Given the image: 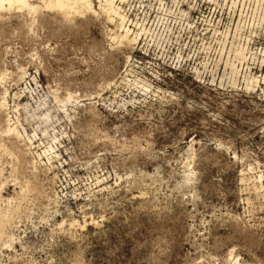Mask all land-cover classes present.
Wrapping results in <instances>:
<instances>
[{"label":"rangeland","instance_id":"obj_1","mask_svg":"<svg viewBox=\"0 0 264 264\" xmlns=\"http://www.w3.org/2000/svg\"><path fill=\"white\" fill-rule=\"evenodd\" d=\"M173 1L0 11V264H264V0Z\"/></svg>","mask_w":264,"mask_h":264},{"label":"bare ground","instance_id":"obj_2","mask_svg":"<svg viewBox=\"0 0 264 264\" xmlns=\"http://www.w3.org/2000/svg\"><path fill=\"white\" fill-rule=\"evenodd\" d=\"M34 0H0V11L8 6L9 10L13 7V6H17L18 8L20 9H27L29 12H35L37 11V9L39 7H44L45 9H48V10H54L56 11L57 13L61 14L63 17L67 18V19H73L75 17H84L86 15H89V14H96L97 13V9L95 8V4H94V0H39L38 2L41 3L42 5H39L37 3H33ZM97 3H98V9L105 15V17L111 21V22H115V18L116 17H119V20L122 24L118 25L120 26V32H115L114 35H113V40H118L120 43H131L133 42L135 39L131 38L129 36V32H130V29L126 28V27H123L124 26V22H125V17L120 13V7L118 4H116V0H95ZM122 1V0H120ZM162 1V0H161ZM178 0H174L173 3L177 2ZM180 1V0H179ZM177 2L178 4L177 5H180V2ZM186 0H184L185 2ZM231 1V0H230ZM187 2V1H186ZM233 2V1H232ZM244 2V1H243ZM168 3V2H167ZM174 3V4H175ZM183 3V2H181ZM235 1L233 2L232 5H234ZM164 4V3H163ZM97 5V4H96ZM169 5V4H168ZM163 6V5H162ZM236 6V3L235 5ZM170 8V6H168ZM175 7V6H174ZM172 7V8H174ZM189 7H191V5H189ZM163 8V7H162ZM182 8V7H181ZM160 9V8H159ZM168 9V8H167ZM178 9H179V6H178ZM184 9V8H183ZM182 9V10H183ZM190 9V8H188ZM192 9V8H191ZM164 11V9H162ZM177 10V9H176ZM181 10V9H180ZM41 11V10H40ZM168 11V10H167ZM179 11V10H178ZM188 12V10H186ZM185 11V12H186ZM244 11V10H243ZM2 12V11H1ZM166 12V11H165ZM186 12V13H187ZM241 12V11H240ZM175 13V12H174ZM173 13V14H174ZM31 14V13H30ZM98 14V13H97ZM168 14V13H167ZM170 14V13H169ZM183 14H184V11H183ZM182 14V16H183ZM189 14V13H188ZM176 15V14H175ZM186 15V14H185ZM186 17V16H185ZM117 19V18H116ZM118 20V21H119ZM239 22V21H238ZM237 25V24H235ZM116 26V25H114ZM238 26H240V24H238ZM236 27V26H235ZM244 28V27H242ZM241 27L240 28H236V29H242ZM114 29V28H113ZM231 29V28H229ZM116 30V29H115ZM234 30V29H232ZM237 30V32H239ZM243 30V29H242ZM113 32V30H111ZM111 32V33H112ZM132 32V30H131ZM235 33V31H232ZM242 32V31H241ZM224 33V34H223ZM239 35V33H237ZM136 35V34H135ZM138 35V34H137ZM238 35H237V38H238ZM222 36H224L226 39H228V36H229V31L226 30L224 32H222ZM138 37V36H137ZM223 37V38H224ZM242 37V36H241ZM136 38V37H135ZM242 39V38H240ZM238 40V39H237ZM236 40V41H237ZM241 41V40H240ZM238 42V41H237ZM118 42H116L117 44ZM235 43V42H234ZM234 43L231 42V49H229L227 51V59L225 60V67L227 66L229 68V73L228 74V80L231 79L230 81L232 82H236V76L238 75L239 73V68H238V64L236 65L235 62H239V63H242L244 62L245 60H247V49H246V46L244 45H239L238 43L236 44V46L234 45ZM132 44V43H131ZM242 44V43H241ZM224 50H225V47L223 46L221 48V54L223 55L224 53ZM220 51V48L219 50ZM221 55V56H222ZM232 56V59H230ZM246 56V57H245ZM227 68V69H228ZM23 74V73H22ZM25 74V72H24ZM18 75V74H16ZM22 76V75H21ZM227 75H225V78H226ZM3 77V76H2ZM224 77V76H223ZM22 79V77H20ZM36 78V77H35ZM35 78H33L35 80ZM3 79V78H2ZM31 79V78H30ZM223 79V78H221ZM145 82V81H144ZM244 84H245V87L246 89H255L256 87H259V80L257 79V77L255 76H249L245 78L244 80ZM148 83V82H146ZM233 84V83H232ZM238 84V83H236ZM221 85V84H220ZM142 87L144 88L145 91H149L150 90V85H146V84H143ZM26 88V87H25ZM140 88V87H139ZM138 88V89H139ZM161 90V89H160ZM159 90V91H160ZM143 91V90H142ZM158 91V90H157ZM158 91V92H159ZM156 92V91H155ZM7 93V92H6ZM5 93V94H6ZM15 95V94H14ZM32 97V96H31ZM72 99V96L69 95L68 98L65 100L64 103H68V101H70ZM75 99V98H74ZM21 101V100H20ZM8 101H6L5 99L2 101L1 106L4 108L6 106H8L7 104ZM36 103V102H35ZM19 104V103H18ZM37 104V103H36ZM20 105V104H19ZM0 106V107H1ZM16 106V105H15ZM25 107V109L27 110H32L33 112H35V109L28 103V101L26 103H24L23 105ZM34 106V105H33ZM37 106V105H36ZM40 109V108H39ZM3 110V109H2ZM30 112V111H29ZM66 112V111H65ZM7 113V112H6ZM32 113V112H31ZM48 113V112H47ZM10 117V116H9ZM8 117V118H9ZM10 118L7 119V127H6V130H4V133H6V135H15L16 137L19 138L20 134H19V131L17 129V126H14L16 124L14 123H10ZM14 124V125H13ZM22 134V133H21ZM23 135V134H22ZM22 137V136H21ZM20 137V138H21ZM17 138V139H18ZM30 138V137H29ZM9 139V138H8ZM16 139V140H17ZM25 139V138H24ZM20 141V140H19ZM24 141V140H23ZM31 141V140H29ZM31 143V142H30ZM2 144H0V147L2 148L1 146ZM52 146V145H51ZM4 147V146H3ZM46 149V148H44ZM43 149V150H44ZM54 149V148H53ZM6 150V149H5ZM4 150V151H5ZM9 152V151H8ZM48 152V151H47ZM50 153V152H48ZM46 156V155H45ZM53 156H51L50 158H52ZM58 157V156H57ZM49 158V157H48ZM49 160V159H48ZM52 161V160H51ZM52 164V163H51ZM261 179V177L259 178ZM17 193V192H16ZM0 200H1V195H0ZM14 201V200H13ZM8 203H12V200L11 199H8L7 201ZM7 204V203H6ZM15 204V203H14ZM8 206V205H7ZM11 207V206H10ZM15 208V207H14ZM12 209V208H11ZM14 210V209H13ZM12 210H10L9 208H5V209H2L0 208V225H3L4 223L6 222H9L11 220V216H12ZM72 219V218H71ZM75 223V222H74ZM73 224V223H72ZM86 224V223H85ZM75 225V224H74ZM86 226V225H85ZM13 238V237H12ZM14 240V239H13Z\"/></svg>","mask_w":264,"mask_h":264},{"label":"built area","instance_id":"obj_3","mask_svg":"<svg viewBox=\"0 0 264 264\" xmlns=\"http://www.w3.org/2000/svg\"><path fill=\"white\" fill-rule=\"evenodd\" d=\"M125 3H127V0H122V1H119V7H120V12L122 13V15L125 17V22H124V24H126L127 25V27L128 26H134L135 25V23H134V21L129 17V12H127L125 9H124V4Z\"/></svg>","mask_w":264,"mask_h":264}]
</instances>
